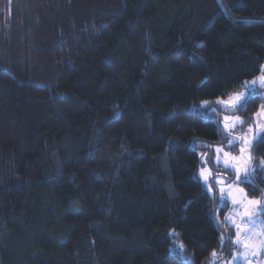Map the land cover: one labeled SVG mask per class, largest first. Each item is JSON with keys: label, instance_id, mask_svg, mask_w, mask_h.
Instances as JSON below:
<instances>
[{"label": "trees", "instance_id": "1", "mask_svg": "<svg viewBox=\"0 0 264 264\" xmlns=\"http://www.w3.org/2000/svg\"><path fill=\"white\" fill-rule=\"evenodd\" d=\"M263 64L264 0H0V264L230 258L229 205L196 178L223 143L199 105ZM251 152L257 197L264 140Z\"/></svg>", "mask_w": 264, "mask_h": 264}, {"label": "rangeland", "instance_id": "2", "mask_svg": "<svg viewBox=\"0 0 264 264\" xmlns=\"http://www.w3.org/2000/svg\"><path fill=\"white\" fill-rule=\"evenodd\" d=\"M263 66H264V64H263ZM253 80L248 81L247 84H250ZM256 87H260L258 82L255 85V88ZM236 93H245L247 95L246 87L243 90H240L239 92H236ZM236 93L232 94L231 96H234ZM259 97H260L259 107H258L257 111L254 112L252 117L249 119L243 118L239 114L235 113V111L228 110V108H229L228 104L217 103L218 99H221L223 101H228L229 97H227V98L219 97V98H216L212 101H207L208 102L207 107H202V102L199 105V108L202 110L203 113H205L204 119L213 121L218 125L219 133H220V141L222 139L223 143L212 146V149H206V150L198 152L200 163H199V169H198L196 178L202 183L205 190L209 193V195H211V197L215 201H216V199H218L221 202V196L223 195V199H226L228 202H230L232 204L231 210L229 211V213L226 214V216L227 217L229 216L231 218V220H235L236 224H242L243 219H240V217H241V215H244L245 208L242 210H239V212H237V209H238V207L243 208L241 201H243V199H245V197L247 198L246 199L247 201L248 200H264V195H259L257 197H249L244 190L245 188H243V183L236 181L237 173H236L235 169L231 167V165H233L235 163H240L241 165H243L244 161H248V153H246L244 155V158L242 161L237 162V161H234L231 159V157H240L241 156L240 146L243 143V140L240 138L241 136L247 137L249 140L252 141V143L254 145V143L259 141V140H253L252 137L254 136V134L256 132H259L260 137H261L260 140H264V116L257 115L258 113L261 112V105H264V90H263V92H261L259 94ZM210 108H216L217 111L216 112H210L209 111ZM237 116H239L240 119L244 121V123L239 124L238 122H236V127L231 129V136H229V132L225 130V123H228L231 125L232 123L235 122V117H237ZM225 117H229L228 121H225ZM257 125H259L260 127L258 128ZM249 126L252 127V132L248 131ZM233 138L236 139V144L233 148H230V146L228 145V139H233ZM216 147H222L223 148V151L221 153H219V156H220L219 164L216 163V156H217V153L215 151ZM224 152L229 153V158L227 159V163L230 166L229 168L225 167L226 158L224 156ZM248 152H250V154H251V160L248 161V163L250 165L255 166V163H257V161H256V159H254L252 152H251V149H249ZM205 154H208V155L205 156ZM208 161H210V162H208ZM259 167H260V165H259ZM202 169H206V171L204 172V175L207 176V178L210 182L214 183L217 179H223L225 181H232L233 183H232L231 188H228L227 186H225V190L222 194L220 192V186L214 185V191L209 192L207 187L205 186L204 178L201 176V170ZM221 169H222V171H218ZM223 170H226V171H223ZM209 172H211V175H209ZM229 172H230V174H228ZM244 175L245 174H244L243 167H242L241 172H240V176L243 177ZM253 175L254 174L252 171L250 173V175L248 176V180L250 182L252 181ZM241 189L243 191H241ZM217 216H218V213H217ZM260 216H263V215L260 214L259 216H253L251 218L248 215H244L243 218L248 221L249 225L247 227L240 226V231L242 233L241 236H243V238H244V234L246 233L251 238V244H250V247L248 249H245L243 244H241L242 247L238 246L236 251L237 250L239 252L248 251L250 253L248 255V257H251V258L255 257V255H251L252 252L256 251L255 242L264 241V217L259 218V219L256 218V217H260ZM250 219L256 220L257 223L255 225H252L250 223ZM231 220H229V226L231 227V229H234L235 232H237V228L231 223ZM219 221L221 222V219H219ZM242 240H244V239H242ZM233 252H234V250H233ZM258 259H260V258L258 257ZM230 262H232L231 257L227 258L225 260H221L219 262L211 261V262H209V264H230ZM244 262L246 263L245 260L238 258L234 262V264H244Z\"/></svg>", "mask_w": 264, "mask_h": 264}, {"label": "snow or ice", "instance_id": "3", "mask_svg": "<svg viewBox=\"0 0 264 264\" xmlns=\"http://www.w3.org/2000/svg\"><path fill=\"white\" fill-rule=\"evenodd\" d=\"M257 82L259 83V86L261 88H264V66H261V75L257 76L250 84H246V92L247 95L245 93H236L234 96H230L228 101H223L221 99L217 100V103H226L229 105L228 110L230 111H236V110H240L243 111L246 107L247 101L249 99V97L255 95V85L257 84ZM208 106V102L204 101L202 102V107H207ZM210 112H216L217 109L216 108H210L209 109ZM257 115H262L264 116V105H261V112L258 113ZM229 117H225V121H228ZM236 122H238L239 124H243L244 121L240 119L239 116L235 117V122L232 123L231 125L228 123H225V130L229 132V136H231V129L236 127ZM257 127L259 128L260 126L257 125ZM249 132H252V127L249 126L248 129ZM243 140V143L240 146V153L241 156L240 157H231L232 160L234 161H242L244 158V155L246 153H248V161L251 160V154L250 152H248L249 149L253 148V143L251 140H249L247 137L241 136L240 137ZM253 140H260V134L259 132H256L254 134V136L252 137ZM236 144V139H228V145L230 146V148H233ZM217 156H216V163L219 164L220 162V156L219 153H221L223 151L222 147H216L215 149ZM208 154H205V156H207ZM224 156L226 158L225 160V167L229 168V164L227 163V159L229 158V153L228 152H224ZM248 161H244L243 165H241L240 163H235L233 165H231L232 168L235 169L237 176H236V181L240 182V183H245V182H250L248 180V176L250 175V173L252 171L255 170V166L254 165H250L248 163ZM210 162V161H208ZM260 166L264 167V160H261L260 162ZM243 167V171H244V176L241 177L240 176V172L241 169ZM206 171V169H202L201 170V176L204 178L205 181V186L207 187L209 192H213L214 191V185L220 186V192L223 194L224 190H225V186H227L228 188H231L232 186V181H225L223 179H217L214 183L210 182L207 178V176L204 175V172ZM230 174V172L228 173ZM209 175H211V172H209ZM241 191H243L241 189ZM245 199H247L245 197ZM223 201V195L221 196V202ZM245 208V212L244 215H248L250 218L253 216H259L260 214H264V200H248L247 204L244 205ZM225 220H231L230 217H225ZM231 223L237 228V232H236V239L234 241H232L234 244L236 245H241L243 244V246L245 247V249H248L250 247L251 244V238L245 233L244 234V240H241L240 237L242 235L241 231H240V225L236 224L235 220H231ZM250 223L252 225H255L257 223L256 220L254 219H250ZM174 231L172 233H169V235H174ZM224 236L222 235L220 237L221 240V245L223 246V242H224ZM183 244L179 245V248L181 250H183ZM255 248L256 251L252 252L251 255H259L261 251H264V241H257L255 242ZM250 253L248 251L245 252H239L238 250L234 252L233 257H232V262H230V264H234V262L240 258L243 259L247 262V257ZM218 253L216 250H213L211 253V256L213 258V260H215V258L217 257Z\"/></svg>", "mask_w": 264, "mask_h": 264}, {"label": "crops", "instance_id": "4", "mask_svg": "<svg viewBox=\"0 0 264 264\" xmlns=\"http://www.w3.org/2000/svg\"><path fill=\"white\" fill-rule=\"evenodd\" d=\"M223 201H226L227 203H228V205H229V210L227 211V213H229V211L231 210V207H232V204L230 203V202H228L226 199H223ZM242 202V205H243V208H239L238 207V209H237V212H239V210H242V209H244V205L245 204H247V200L246 199H243V201H241ZM234 206V205H233ZM226 213V214H227ZM263 215V214H262ZM243 216L244 215H241V217H240V219H243V221H242V224H239L240 226H242V227H247L248 225H249V223H248V221L247 220H245L244 218H243ZM225 217H227L226 215H225ZM225 217H224V222L226 223V224H228L229 225V220L228 221H226L225 220ZM229 217V216H228ZM262 217H264V215L263 216H260V217H256V218H262ZM233 232H234V236H233V241L236 239V232H235V230L233 229ZM249 234V233H248ZM240 239L242 240V239H244L243 238V236H241L240 237ZM234 244V243H233ZM236 247H242L241 245H236V244H234ZM255 256H257V257H259L260 259H259V262H258V264H264V251H261L260 252V254L259 255H255ZM231 258L233 257V255L232 256H230Z\"/></svg>", "mask_w": 264, "mask_h": 264}, {"label": "built area", "instance_id": "5", "mask_svg": "<svg viewBox=\"0 0 264 264\" xmlns=\"http://www.w3.org/2000/svg\"><path fill=\"white\" fill-rule=\"evenodd\" d=\"M259 259L257 257L248 258L246 264H258Z\"/></svg>", "mask_w": 264, "mask_h": 264}]
</instances>
